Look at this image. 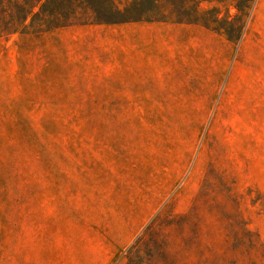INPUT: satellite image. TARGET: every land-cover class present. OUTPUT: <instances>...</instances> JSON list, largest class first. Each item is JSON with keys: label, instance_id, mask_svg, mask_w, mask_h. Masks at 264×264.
Instances as JSON below:
<instances>
[{"label": "rangeland", "instance_id": "obj_1", "mask_svg": "<svg viewBox=\"0 0 264 264\" xmlns=\"http://www.w3.org/2000/svg\"><path fill=\"white\" fill-rule=\"evenodd\" d=\"M35 1L0 0V264H264V0H57L52 29L195 23L232 42L211 113L106 112L136 100L106 98L103 45L32 34Z\"/></svg>", "mask_w": 264, "mask_h": 264}, {"label": "crops", "instance_id": "obj_2", "mask_svg": "<svg viewBox=\"0 0 264 264\" xmlns=\"http://www.w3.org/2000/svg\"><path fill=\"white\" fill-rule=\"evenodd\" d=\"M52 31L61 37L91 33L90 39L103 45L106 98L136 100L134 105L108 106L106 112L211 113L224 108L230 73L224 75L233 68L234 45L201 25L132 21L70 24ZM198 97L204 101H191Z\"/></svg>", "mask_w": 264, "mask_h": 264}, {"label": "trees", "instance_id": "obj_3", "mask_svg": "<svg viewBox=\"0 0 264 264\" xmlns=\"http://www.w3.org/2000/svg\"><path fill=\"white\" fill-rule=\"evenodd\" d=\"M56 4H58L57 9L56 8H51L49 7V3L51 2V0H37L35 1V4L32 5L31 10L26 13L25 15H23V17L21 18V26L24 28L26 26V20L28 18H35V17H40L41 16V23H42V27L41 29L32 32V34L34 35H40L42 33H46L49 31H52L53 29L59 28V27H63V26H67V25H56L55 27H48L46 24L58 19V17L61 16V2H58L57 0ZM77 2L81 3L84 6H89L87 0H77ZM37 11V12H36ZM100 24H115V22H106V23H100ZM20 33H26L24 31H21Z\"/></svg>", "mask_w": 264, "mask_h": 264}]
</instances>
